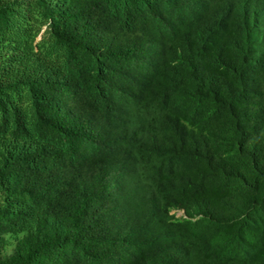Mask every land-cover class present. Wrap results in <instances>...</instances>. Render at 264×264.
<instances>
[{"label": "trees", "instance_id": "1", "mask_svg": "<svg viewBox=\"0 0 264 264\" xmlns=\"http://www.w3.org/2000/svg\"><path fill=\"white\" fill-rule=\"evenodd\" d=\"M0 264H264V0H0Z\"/></svg>", "mask_w": 264, "mask_h": 264}, {"label": "rangeland", "instance_id": "2", "mask_svg": "<svg viewBox=\"0 0 264 264\" xmlns=\"http://www.w3.org/2000/svg\"><path fill=\"white\" fill-rule=\"evenodd\" d=\"M182 212H183V211H179V212H177V214L180 215Z\"/></svg>", "mask_w": 264, "mask_h": 264}]
</instances>
